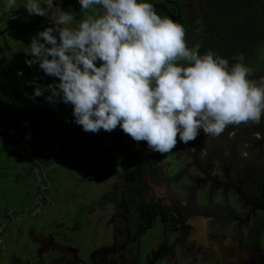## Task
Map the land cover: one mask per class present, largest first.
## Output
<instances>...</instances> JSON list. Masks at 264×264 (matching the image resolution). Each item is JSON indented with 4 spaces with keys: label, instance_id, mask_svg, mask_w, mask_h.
Masks as SVG:
<instances>
[{
    "label": "rangeland",
    "instance_id": "374dc122",
    "mask_svg": "<svg viewBox=\"0 0 264 264\" xmlns=\"http://www.w3.org/2000/svg\"><path fill=\"white\" fill-rule=\"evenodd\" d=\"M150 2L183 26L189 48L201 46L189 37L186 0ZM56 3L82 18L78 0ZM50 26L22 6L0 11V116L28 115L25 136L43 159L79 137L72 105L49 103L48 91L33 98L28 83L58 82L25 63L31 38ZM244 64L253 81L264 77V36ZM86 133V144L43 166L49 204L33 208L43 171L32 167L17 128L0 125V231L8 227L0 264H264V119L215 138L201 130L187 145L178 138L163 155L119 126ZM27 209L9 224L11 211Z\"/></svg>",
    "mask_w": 264,
    "mask_h": 264
},
{
    "label": "clouds",
    "instance_id": "9594fccd",
    "mask_svg": "<svg viewBox=\"0 0 264 264\" xmlns=\"http://www.w3.org/2000/svg\"><path fill=\"white\" fill-rule=\"evenodd\" d=\"M78 3L79 20L56 0H0V11L22 6L29 16L52 21L25 47L31 56L25 63L38 64L58 82L28 83L35 84L33 98L48 91L49 103L72 105L83 131L119 126L163 155L176 148L178 138L187 145L201 130L215 138L229 125L264 119V77L250 79L243 53L233 56L238 62L231 66L212 50L200 55L187 45L183 26L158 14L150 0Z\"/></svg>",
    "mask_w": 264,
    "mask_h": 264
},
{
    "label": "trees",
    "instance_id": "16d2710c",
    "mask_svg": "<svg viewBox=\"0 0 264 264\" xmlns=\"http://www.w3.org/2000/svg\"><path fill=\"white\" fill-rule=\"evenodd\" d=\"M188 2L187 20L190 24L189 37L195 41H201L198 48L199 54L204 55L208 50L228 59L229 65L238 61L233 56L240 53L245 55L244 62L253 55L254 45L264 36V0H186ZM29 119L28 115L20 114L15 121L10 119L5 127L17 128L20 130L24 151L28 154L32 167L43 169L45 165H51L61 158L69 155L77 147L86 144L87 133L78 126L74 119L72 122L79 131V137L75 142L59 154L50 159H43L30 154L28 146L31 141L27 139L23 124ZM43 183L47 184L43 178ZM44 205L49 202L41 197ZM39 207L36 205L35 208ZM18 216V211H14ZM10 218V216H8ZM6 228L0 231L3 235ZM3 250L0 243V253Z\"/></svg>",
    "mask_w": 264,
    "mask_h": 264
},
{
    "label": "water",
    "instance_id": "95a60500",
    "mask_svg": "<svg viewBox=\"0 0 264 264\" xmlns=\"http://www.w3.org/2000/svg\"><path fill=\"white\" fill-rule=\"evenodd\" d=\"M0 123H1V124H6L7 121H6L5 119H3V118L0 116ZM24 125H25V124H24ZM24 125H23V126H24ZM19 135H20V138H21V134H19ZM28 150L30 151V154H31V155H33L34 157H36V154H35L33 151H31L30 146H28ZM43 174H44V179H45L46 182H47L46 185H43V186H42L43 195H44V197L49 201V196L47 195L46 190L49 188L51 181H50V179L47 177V175L44 173V170H43ZM35 204H40L41 207H45V206L43 205L41 199L38 200ZM29 210H30V209L25 210L23 213H21V215H27V214L29 213ZM10 218H11L10 223L16 218V216H15L14 213H13V211H11V213H10ZM10 223H9V224H10ZM6 233H7V231L5 232V234H6Z\"/></svg>",
    "mask_w": 264,
    "mask_h": 264
},
{
    "label": "flooded vegetation",
    "instance_id": "af4514ba",
    "mask_svg": "<svg viewBox=\"0 0 264 264\" xmlns=\"http://www.w3.org/2000/svg\"><path fill=\"white\" fill-rule=\"evenodd\" d=\"M12 121H15V120H12ZM9 122H10V120L7 121V123H9ZM7 123H6V124H7ZM6 124H3V125H6ZM23 125H24V124H23ZM23 125H22L21 128L24 127ZM18 133L21 134V133H20V130H18ZM21 140H22V137H21ZM31 151H32V150H31ZM42 171H43V169H42ZM43 176H44V174H43ZM44 185H46V184H44ZM46 192H47V190H46ZM42 196L44 197V195H42ZM48 202H49V201H48ZM42 203H43V202H42ZM36 205H39V207H41L40 204H36ZM43 205H44V204H43ZM44 206L46 207L47 205H44ZM33 208H35V207H33ZM33 208H32V209H33ZM32 209H30V210H32ZM30 210H29V212H30ZM13 213H14V210H13ZM21 213H23V212H19V211H18V216L21 215ZM14 215H15V214H14ZM9 216H10V214H9ZM15 216H16V215H15ZM18 216H16V217H18ZM10 221H11V218H9V223H10ZM5 228H6V231H8V227H5ZM6 231H5V232H6ZM4 235H5V233H4L3 235H1L0 237H3ZM2 251H3V250H2ZM2 251H1V253H2Z\"/></svg>",
    "mask_w": 264,
    "mask_h": 264
},
{
    "label": "bare ground",
    "instance_id": "6f19581e",
    "mask_svg": "<svg viewBox=\"0 0 264 264\" xmlns=\"http://www.w3.org/2000/svg\"><path fill=\"white\" fill-rule=\"evenodd\" d=\"M202 222H203V223H205V222H204V220H203V221H201V223H202ZM203 223H202V224H203ZM204 225H205V224H204ZM64 249H65V248H64ZM65 250H66V249H65ZM74 254H75V253H74ZM63 261H64V260H63ZM75 262H76V261H75Z\"/></svg>",
    "mask_w": 264,
    "mask_h": 264
}]
</instances>
